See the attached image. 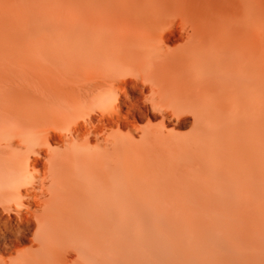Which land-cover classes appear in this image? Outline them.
Listing matches in <instances>:
<instances>
[{"label":"bare ground","instance_id":"bare-ground-1","mask_svg":"<svg viewBox=\"0 0 264 264\" xmlns=\"http://www.w3.org/2000/svg\"><path fill=\"white\" fill-rule=\"evenodd\" d=\"M0 264H264V0H0Z\"/></svg>","mask_w":264,"mask_h":264}]
</instances>
